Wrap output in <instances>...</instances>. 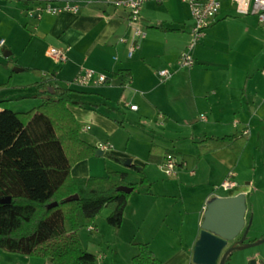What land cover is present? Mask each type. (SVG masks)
Masks as SVG:
<instances>
[{
  "label": "crops",
  "instance_id": "0c3cea01",
  "mask_svg": "<svg viewBox=\"0 0 264 264\" xmlns=\"http://www.w3.org/2000/svg\"><path fill=\"white\" fill-rule=\"evenodd\" d=\"M70 1L81 3L77 14L45 15L37 21L26 15L27 5L21 0H0V42H4L0 85L11 78V88L0 94H7L6 100L8 96L25 99L23 92L29 91L26 96L33 98L34 104L39 102L38 107L42 100L35 97V83H44L45 91L59 87L71 92L68 110L81 125L80 138L101 151L100 156L95 152L73 166L71 177L104 178L119 172L139 178L131 166L144 168L149 186L131 194L118 231L105 221L111 209L104 218L101 212L93 226L78 233L84 249L81 233L96 232L92 242L99 245L106 244L104 232L112 237L111 254L95 255L99 264H131L140 244H146L161 264H193V247L208 202L244 194L247 224L249 218L251 221L248 198L259 192L255 184L264 185V179L245 187L237 182L242 168L256 174L258 161L262 156L264 160V30L256 16L238 15L231 0H222L217 16L192 50L194 66L183 71L177 69V60L191 42L193 29L185 3H145L138 25L144 37L138 39L126 11L106 6L101 0ZM50 48L67 49V61L55 62L48 56ZM5 60H17L23 72L35 70L36 74L29 72L32 78L28 84L19 83L20 75L15 74L23 72L10 76L15 65ZM87 69L104 74L109 83H73ZM163 69L173 72L161 82L157 73ZM119 71L126 73L113 77ZM185 97L188 106L183 109L179 104ZM15 107L19 109L8 105L10 111L21 113V107ZM195 107L201 113L194 114ZM191 111L192 116H187ZM225 136L245 138L240 155L229 147L221 148L204 155L192 170L182 161V156L196 155L194 142ZM152 146L174 156V177L161 172L164 156L160 152L155 151L153 161L149 160ZM121 159L131 160V165L126 166ZM229 173L233 174L234 187L218 193ZM154 225L157 229L152 230ZM161 233L163 239L159 240ZM117 241L127 247V257L121 262L115 250ZM18 259L20 264H48L42 259ZM249 261L245 259L243 264Z\"/></svg>",
  "mask_w": 264,
  "mask_h": 264
},
{
  "label": "trees",
  "instance_id": "16d2710c",
  "mask_svg": "<svg viewBox=\"0 0 264 264\" xmlns=\"http://www.w3.org/2000/svg\"><path fill=\"white\" fill-rule=\"evenodd\" d=\"M26 71L36 74L35 70ZM125 73L119 71L113 77ZM108 83L107 78L103 85ZM43 84H34L35 97L42 104L28 112L14 113L8 109V101H0V202L10 199L0 203V251L48 264H99V259L83 248L78 233L93 226L109 206L112 211L106 224L118 231L129 197L149 186V181L144 168L135 165L131 169L139 178L119 172L104 178L71 177V168L93 157L96 149L80 138L81 125L68 110L71 92L59 87L45 91ZM9 88L10 77L0 85V92ZM245 144L242 136L205 138L193 143L196 155L182 156V161L192 170L208 153L229 147L240 155ZM155 151L164 158L168 155L152 146L150 161ZM109 158L119 162L114 156ZM120 187L133 191L118 192ZM73 196L78 199L67 201ZM237 242L245 244L243 234ZM137 247L131 264H161L146 244Z\"/></svg>",
  "mask_w": 264,
  "mask_h": 264
},
{
  "label": "built area",
  "instance_id": "2783aa9c",
  "mask_svg": "<svg viewBox=\"0 0 264 264\" xmlns=\"http://www.w3.org/2000/svg\"><path fill=\"white\" fill-rule=\"evenodd\" d=\"M27 5L26 15L39 21L43 16H57L63 13L77 14L80 11L81 3L63 0L54 2V0H21ZM154 1L161 3L165 0H101V2L114 8L121 9L127 12L128 22L134 27V36L138 39L144 37V32L138 27L141 19V12L143 5L147 2ZM185 3L190 10L191 18L193 20V29L191 31L192 40L188 46L181 52L177 60V69H191L194 66V59L192 57V50L202 40L206 30L210 27L212 21L217 16L222 0H180ZM234 5L235 11L241 16H256L262 29L264 30V0H231ZM122 42V40H121ZM4 42H0V50ZM134 47L132 46L129 52L131 57ZM66 50H58L50 48L48 56L59 64H64L67 61ZM172 70L163 69L157 74L161 82L166 81L172 75ZM264 76V70H262ZM107 80L104 74L96 73L93 70L81 71L73 80V83L79 86L89 85H103ZM132 110H136L131 106ZM203 119V116H200ZM86 128L85 130H87ZM105 149V148H102ZM177 162L171 154H168L163 159L160 165V170L165 177H174L176 175ZM233 174L229 173L225 180L220 184L219 188L223 191H228L234 187Z\"/></svg>",
  "mask_w": 264,
  "mask_h": 264
},
{
  "label": "rangeland",
  "instance_id": "374dc122",
  "mask_svg": "<svg viewBox=\"0 0 264 264\" xmlns=\"http://www.w3.org/2000/svg\"><path fill=\"white\" fill-rule=\"evenodd\" d=\"M7 62H12L15 66L11 67L9 70V74L10 76L12 75V73L14 72V68H18V62L17 60H5ZM20 69V68H19ZM183 71H187L188 69H180ZM30 71H25L23 73L20 74H15V76H19L20 75V82L19 83H25L28 84L30 79L32 78V75L30 73ZM14 73H19V72H14ZM33 74V73H32ZM7 80V79H6ZM4 78V81H6ZM1 83V82H0ZM27 88H24L23 90H26ZM29 91H25L23 93H25L24 97L25 99H21V98H12L13 96H11L9 98H7L6 100V95L5 93L0 94V101L2 100H6L7 105L11 104V108L19 109L16 108V104H18L22 110L21 113H25L30 111L31 109H33V107L35 105H38L39 102H36V104H34L33 102V98L26 96L28 94ZM18 97V96H17ZM37 100H40L37 98ZM179 106H181L183 109H186L188 106V99L187 97L185 98H181L180 99V104ZM36 107V106H35ZM198 112L201 113V111L199 110L198 107H195L194 109V114ZM197 113V115H199ZM193 112L191 111L189 113V115L187 116H192ZM264 160H263V156L261 161H258V168H257V172L252 173V172H248V170H246L245 168H242L239 171V178L237 179V182L239 184V186L241 187H245L246 183H249L251 181H256L258 182L261 179H264ZM256 170V168H255ZM154 172V171H153ZM255 174V175H254ZM154 175H159L158 171L154 172ZM151 179H154V177ZM260 184H255V188L259 189L258 193H253L250 195V197L248 198V209H249V213H250V217H251V224L249 226L247 235L245 236L244 239V243L245 244H250V243H255V242H259L260 240L264 239V185H260ZM222 189L219 188L218 193H222L221 192ZM223 191V190H222ZM112 208L111 206L106 207L103 211H102V218L105 217L106 213L108 211H110ZM249 220V219H248ZM156 225V224H155ZM154 225V228H152V230L157 229L156 226ZM152 233V231L150 232ZM83 240V245L85 247V249H87V251L89 253H92L94 255H100L101 257H103L104 255L109 256L111 254L110 250L111 248H114L113 245H111V238L110 236H108V233L104 232L103 234V239L104 241H106V244L103 245H99V242H92V236L96 235V232H93L91 234L88 233H81L80 234ZM85 236V237H84ZM162 233L159 234V240L163 239L162 238ZM238 239H236L237 241ZM236 241H233L231 243H229L228 247L232 246L233 244L236 243ZM108 243V244H107ZM115 250L117 251V253L119 252L120 256L118 257V260H120V262L125 259L127 257V247L125 244H123L122 242H116V247ZM126 256V257H125ZM21 256H16V255H12V254H8V253H4L2 251H0V264H20L18 261H20ZM245 259H250L249 263L252 261H255L259 264H264V242L260 245H256L244 250H236L232 252L231 257L229 258L227 264H243ZM45 263H47L46 261H43ZM36 264H41L40 261ZM43 264V263H42Z\"/></svg>",
  "mask_w": 264,
  "mask_h": 264
},
{
  "label": "water",
  "instance_id": "95a60500",
  "mask_svg": "<svg viewBox=\"0 0 264 264\" xmlns=\"http://www.w3.org/2000/svg\"><path fill=\"white\" fill-rule=\"evenodd\" d=\"M9 55V54H8ZM8 57L7 55H4ZM14 72H23L22 69L14 68ZM96 155L100 156L101 151L97 150ZM126 166L131 165V160L121 159ZM118 192L125 194L132 193L131 188L120 187ZM77 196L68 198L67 201L77 200ZM10 199L1 201V204L9 203ZM55 207V204L49 208ZM246 198L244 194H239L229 198H215L206 205L203 221L200 225V232L197 241L193 247L192 263L193 264H224L229 253L235 250H244L264 242L241 245L237 242L242 234L243 238L247 234L250 222L246 224ZM236 241L235 244L228 247L229 243ZM249 264H257L255 261Z\"/></svg>",
  "mask_w": 264,
  "mask_h": 264
}]
</instances>
